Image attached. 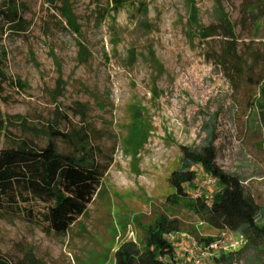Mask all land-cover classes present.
I'll return each instance as SVG.
<instances>
[{
  "label": "rangeland",
  "instance_id": "374dc122",
  "mask_svg": "<svg viewBox=\"0 0 264 264\" xmlns=\"http://www.w3.org/2000/svg\"><path fill=\"white\" fill-rule=\"evenodd\" d=\"M16 1L25 31L0 13L4 159H15L11 148L44 147L55 126L72 137L58 139L59 150L79 155L86 140L101 175L65 170L75 213L49 205L50 232L0 205V250L17 262L31 254L43 264H115L119 245L144 238L159 214L181 223L171 237L179 264H215L221 250H239V234L212 231L193 199L172 198L169 178L182 146L201 145L204 124L217 120L218 163L264 203V118L251 107L264 82V0ZM231 43L242 74L222 59ZM195 169L190 193L211 198L218 183ZM84 180L100 184L89 203L68 193Z\"/></svg>",
  "mask_w": 264,
  "mask_h": 264
},
{
  "label": "trees",
  "instance_id": "16d2710c",
  "mask_svg": "<svg viewBox=\"0 0 264 264\" xmlns=\"http://www.w3.org/2000/svg\"><path fill=\"white\" fill-rule=\"evenodd\" d=\"M124 1L114 0L116 4ZM0 13L18 32L26 30V21L19 12L16 0H8L4 7H0ZM212 35L207 34L206 37ZM233 40L236 43V40ZM231 44L228 49L230 53L224 52L221 55L224 62L232 64V58L240 61L241 55L238 54L237 45ZM237 59L232 65L236 72L242 74L241 63ZM247 68L252 70V66ZM256 85L257 93L251 107L264 118V82ZM216 121L211 119L204 124L205 136L201 145L182 146L181 164L169 178L174 191L172 198L193 199L200 220L212 231H229L241 236L240 249L227 252L221 250L214 256L215 264H264V203L257 190L247 184L243 176L225 170L218 163L216 141L219 137ZM47 134L48 139L44 147L19 146L9 149L11 154L16 156L12 161L4 159L7 154L0 147V205L4 214L20 216L41 224L50 232L52 223L49 205H54L62 215L75 213L63 188L65 170L89 168L98 175H101V171L93 150L85 148L86 140H81L80 154L76 155L62 152L58 148V139H72L67 133L50 126ZM196 166H200L218 183L219 190L211 198L205 194L190 197L189 189L196 188ZM99 186L98 180H84L75 183L68 193L80 201L89 203L97 194ZM180 230L181 223L178 219L159 214L146 228L144 238L138 241L126 240L119 245L114 251V263L178 264L176 248L170 236ZM207 240L209 243L214 241V238L208 237ZM27 259L28 261L17 262L0 250V264H43L31 254Z\"/></svg>",
  "mask_w": 264,
  "mask_h": 264
},
{
  "label": "built area",
  "instance_id": "2783aa9c",
  "mask_svg": "<svg viewBox=\"0 0 264 264\" xmlns=\"http://www.w3.org/2000/svg\"><path fill=\"white\" fill-rule=\"evenodd\" d=\"M209 183H215L216 179L213 177H210V179L208 180ZM190 197H195V194H191ZM173 236V234H171L170 238ZM179 264V263H178ZM194 264H201V260L199 258H195Z\"/></svg>",
  "mask_w": 264,
  "mask_h": 264
}]
</instances>
